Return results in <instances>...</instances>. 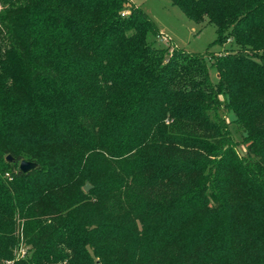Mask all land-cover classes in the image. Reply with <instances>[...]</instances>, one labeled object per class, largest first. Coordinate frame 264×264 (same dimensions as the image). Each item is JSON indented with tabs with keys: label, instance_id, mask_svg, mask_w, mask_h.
Returning a JSON list of instances; mask_svg holds the SVG:
<instances>
[{
	"label": "trees",
	"instance_id": "1",
	"mask_svg": "<svg viewBox=\"0 0 264 264\" xmlns=\"http://www.w3.org/2000/svg\"><path fill=\"white\" fill-rule=\"evenodd\" d=\"M170 2L233 48L166 55L130 0H0V264H264V0Z\"/></svg>",
	"mask_w": 264,
	"mask_h": 264
},
{
	"label": "rangeland",
	"instance_id": "2",
	"mask_svg": "<svg viewBox=\"0 0 264 264\" xmlns=\"http://www.w3.org/2000/svg\"><path fill=\"white\" fill-rule=\"evenodd\" d=\"M130 2L143 10L158 30H162V33H164L162 35L165 36L166 40L163 38L159 39L157 36L153 40L156 44L166 49V55L171 53L175 47L189 53H203L206 51L224 52L233 48L232 42L222 45L214 43L217 32L213 24L207 21L201 23L191 21L170 0H130ZM209 74L211 80L216 82L217 73L214 68L209 69ZM219 114L223 115L230 122L232 138L237 143L239 153L244 155L245 145L242 143L236 125L231 122L233 120V113L222 106ZM25 253L26 246L24 245L15 250L17 256H24Z\"/></svg>",
	"mask_w": 264,
	"mask_h": 264
},
{
	"label": "water",
	"instance_id": "3",
	"mask_svg": "<svg viewBox=\"0 0 264 264\" xmlns=\"http://www.w3.org/2000/svg\"><path fill=\"white\" fill-rule=\"evenodd\" d=\"M6 159L8 161H11V156L8 155L6 157ZM37 166V164L35 162L32 161H27V160H21L18 164V168L21 172H27L33 168H35ZM91 188V185L89 184V182H86L85 185L83 186V190L84 191H88Z\"/></svg>",
	"mask_w": 264,
	"mask_h": 264
},
{
	"label": "built area",
	"instance_id": "4",
	"mask_svg": "<svg viewBox=\"0 0 264 264\" xmlns=\"http://www.w3.org/2000/svg\"><path fill=\"white\" fill-rule=\"evenodd\" d=\"M157 38H159V39H162V38H163V39H165V40H166L165 36H163V35H162V34H160V33L157 35Z\"/></svg>",
	"mask_w": 264,
	"mask_h": 264
},
{
	"label": "crops",
	"instance_id": "5",
	"mask_svg": "<svg viewBox=\"0 0 264 264\" xmlns=\"http://www.w3.org/2000/svg\"><path fill=\"white\" fill-rule=\"evenodd\" d=\"M159 33H160V34H164V33H162V30H159ZM167 37H168V36H167Z\"/></svg>",
	"mask_w": 264,
	"mask_h": 264
}]
</instances>
